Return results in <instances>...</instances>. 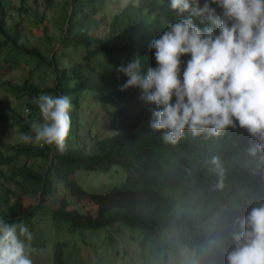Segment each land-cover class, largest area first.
<instances>
[{"label": "trees", "instance_id": "obj_1", "mask_svg": "<svg viewBox=\"0 0 264 264\" xmlns=\"http://www.w3.org/2000/svg\"><path fill=\"white\" fill-rule=\"evenodd\" d=\"M3 1L0 0V59L5 53L3 61L19 69L20 64L11 59L35 58L38 67L52 69L55 85L42 89L30 83V79L18 85L0 83V89L18 97L28 96L33 101L28 105L31 113L27 118L8 110L0 113V123H11L21 134L33 135L30 126L39 113L35 98L43 93L69 96L72 110L71 130L63 153L54 146L33 143L13 146L11 155L0 151V166L10 168L9 176L4 177L0 170V177L17 184V190L4 187L0 194V219L26 224L32 234V254L47 252L42 257L49 264L70 263L65 259V243L54 244L52 254L51 248H47L44 225L48 218L53 226L67 228L66 232L71 233L109 229L110 249L121 243L122 228L138 246L140 264H150L149 259L154 257L160 264H169V255L179 248L205 253L207 264H227L231 233L239 231L236 220L247 215L252 207L264 204V153L255 157L248 154V147L255 141L239 127L228 128L220 137L210 139L186 132L178 144H165L160 139L163 131L150 127L151 110L156 106L139 100L136 88L121 91L128 80L118 71L121 66H127L136 56L141 57L145 72L156 66L150 44L169 23L178 19L169 7V0H162L155 10L148 6L150 0H143L141 7L135 5L138 0H129L101 36L95 35L100 25L96 17L110 2L118 0H65L61 19L62 31L66 29L61 45L71 46L67 35L78 24L81 33L76 47L85 49L82 59L94 67L97 80L92 83L89 78L70 75L61 64L59 67L56 62L59 52L47 61L39 50L25 44L19 24L9 27L8 4ZM26 1L22 0L19 16L29 11L24 7ZM34 18L36 28L46 19L36 15ZM74 19H78L77 24ZM196 23L204 27L199 21ZM63 57L66 59L65 54ZM189 58H182V67ZM89 106L107 110L111 118L112 135L93 144L81 134L82 112ZM213 156L220 158L224 169L222 189L216 187L218 173L208 163ZM21 159L36 162L18 164ZM79 171L95 174L118 171L125 173L126 179L105 192H89L74 177ZM18 190L22 195L36 196L38 203L25 206ZM88 200L97 206L96 214L83 213L76 207L78 202ZM83 239L84 247L87 237ZM135 259L119 264H135Z\"/></svg>", "mask_w": 264, "mask_h": 264}, {"label": "clouds", "instance_id": "obj_2", "mask_svg": "<svg viewBox=\"0 0 264 264\" xmlns=\"http://www.w3.org/2000/svg\"><path fill=\"white\" fill-rule=\"evenodd\" d=\"M169 7L178 19L150 44L156 66L145 72L139 56L121 66L118 71L128 77L121 91L136 88L139 100L156 106L150 127L163 131L165 144H178L186 132L210 139L239 127L255 141L248 154L264 153V0H169ZM185 56L190 58L182 67ZM35 103L42 122L33 121V135L22 134L21 140L63 153L71 130V98L40 94ZM208 163L222 189L220 158ZM236 224L227 264H264V204ZM31 240L26 224L0 219V264H33Z\"/></svg>", "mask_w": 264, "mask_h": 264}, {"label": "rangeland", "instance_id": "obj_3", "mask_svg": "<svg viewBox=\"0 0 264 264\" xmlns=\"http://www.w3.org/2000/svg\"><path fill=\"white\" fill-rule=\"evenodd\" d=\"M129 0H118L110 2L106 8L96 17V20L100 22L98 30L95 35L101 36L106 31V28L113 17L123 10ZM6 7V14L9 18V27L12 24L18 23L21 28V33L25 40V44L30 45L31 48L39 50L49 61L53 54H57V64L60 67L65 66L64 69L68 73L82 76L84 79L92 83L96 81L97 74L91 63L85 62L84 57L85 49L82 46L76 47L78 40L80 39L81 27L77 24L78 19H74L73 22L77 24L67 35L70 43V47H64L61 45V38H64L65 29L62 31V7L65 0H52V3H47L46 0H27L24 7L28 8V13L23 16H19L18 9L23 8L22 0H4ZM143 0H138L135 5L141 7ZM162 3V0H150L148 6L151 10L157 9ZM34 15L39 18L45 16L46 19L39 27H34L33 22L35 20ZM62 33V34H61ZM52 40H50V39ZM48 39V40H47ZM54 52V53H53ZM66 55V59L63 57ZM0 59V83L11 82L13 84H22L26 80L30 79V83L36 86H40L42 89L51 88L55 85V75L52 69L48 66L38 67V62L35 58L25 59L23 56L15 57L11 59L13 63H19L20 68L15 69L11 67V62H4L5 53ZM7 59H10L9 57ZM50 94V93H43ZM53 95V94H52ZM33 104V101L29 100V97H18L17 95L8 93L5 89H0V113H7L8 110L18 112L22 117L27 118L31 113V109L28 105ZM83 138L86 141L93 144L98 139L112 135L109 129L110 114L107 110L99 109L96 106H89V109H85L82 112ZM36 121L42 122L40 113L36 114ZM21 133L17 127H14L11 123H0V151L4 155H11L13 153V146L23 145L25 142L21 140ZM35 163V160L21 159L18 164ZM42 161H38L37 163ZM0 170L5 176L10 175L9 166H0ZM78 182L89 192H105L114 185H119L126 179L125 173L118 171H111L107 174H95L88 173L86 171H79L74 176ZM17 184L9 182L6 179L0 177V194L3 193L4 187L10 190H17ZM62 188V187H60ZM20 190V189H19ZM18 190V195L23 198L25 206L29 207L35 203H38L36 196L22 195V191ZM31 198V199H30ZM14 201V200H13ZM12 201V202H13ZM78 210L83 213L96 214L97 206L94 202H78ZM72 206L71 208H76ZM67 228L58 229L53 226L52 219L48 218L44 225V232L48 239L47 248H51V254L53 252L54 244L57 242L65 243V259L70 264H119L125 261H131L135 259L137 262L140 250L135 244L133 239L130 238L129 233H125L121 228L122 233L121 243L118 245L115 243L109 247V229L98 231H77L76 233L66 232ZM87 237V241L81 246V243L85 241L83 239ZM31 243V241L29 242ZM95 249L91 248V246ZM89 246V247H88ZM46 250V249H45ZM96 250V252H95ZM46 256L48 253L45 251H38L33 255L32 251L30 257L33 264H49V261L43 259L42 255ZM97 253V254H96ZM135 254V257H134ZM208 256L196 253L195 250L190 248H179L178 252L171 253L169 255V264H207ZM150 264H160L157 258L149 259Z\"/></svg>", "mask_w": 264, "mask_h": 264}]
</instances>
